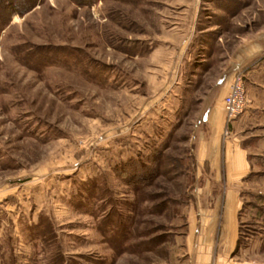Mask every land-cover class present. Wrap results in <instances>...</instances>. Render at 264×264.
<instances>
[{
	"label": "rangeland",
	"instance_id": "rangeland-1",
	"mask_svg": "<svg viewBox=\"0 0 264 264\" xmlns=\"http://www.w3.org/2000/svg\"><path fill=\"white\" fill-rule=\"evenodd\" d=\"M245 47L264 0H0V264L183 262L196 96Z\"/></svg>",
	"mask_w": 264,
	"mask_h": 264
},
{
	"label": "crops",
	"instance_id": "crops-1",
	"mask_svg": "<svg viewBox=\"0 0 264 264\" xmlns=\"http://www.w3.org/2000/svg\"><path fill=\"white\" fill-rule=\"evenodd\" d=\"M243 51L244 55L239 58L242 61L238 63H249L252 56H260L249 63L246 108L230 124L229 134H225L223 98L229 90L236 63L233 71H223L222 80L219 78L203 95L196 96L195 107L204 113H199L203 118L196 121L197 127L191 135L198 161L200 194L188 212L189 228L184 246L187 256L180 264L264 262V206L246 197V192L254 186L251 177L257 170L249 136H261L259 133L248 135V132L264 129V55L248 47ZM200 85L196 84V89ZM189 88L187 85L186 89Z\"/></svg>",
	"mask_w": 264,
	"mask_h": 264
},
{
	"label": "built area",
	"instance_id": "built-area-1",
	"mask_svg": "<svg viewBox=\"0 0 264 264\" xmlns=\"http://www.w3.org/2000/svg\"><path fill=\"white\" fill-rule=\"evenodd\" d=\"M248 67L246 65L236 66L228 92L223 98V106L226 112L225 133H230V124L241 115L246 108L247 103V85L246 75ZM250 264H264L261 261H252Z\"/></svg>",
	"mask_w": 264,
	"mask_h": 264
},
{
	"label": "trees",
	"instance_id": "trees-1",
	"mask_svg": "<svg viewBox=\"0 0 264 264\" xmlns=\"http://www.w3.org/2000/svg\"><path fill=\"white\" fill-rule=\"evenodd\" d=\"M6 5H7V7L9 8V11L10 12H13V11H15V10H17V8H18V4H15V3H13V1H8L7 3H6ZM22 12V11H21ZM147 171V170H146ZM137 177V176H136Z\"/></svg>",
	"mask_w": 264,
	"mask_h": 264
}]
</instances>
